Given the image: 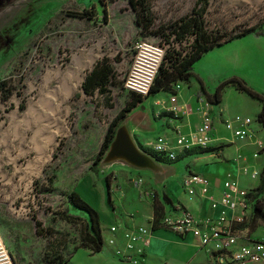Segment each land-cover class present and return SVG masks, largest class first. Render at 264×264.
Instances as JSON below:
<instances>
[{"label": "rangeland", "instance_id": "obj_1", "mask_svg": "<svg viewBox=\"0 0 264 264\" xmlns=\"http://www.w3.org/2000/svg\"><path fill=\"white\" fill-rule=\"evenodd\" d=\"M202 3L0 0V238L14 264H48L57 252L81 248L87 216L68 204L66 195L91 171L109 121L129 98L122 84L133 45L147 40L167 45L166 50L186 49L193 35L179 44L170 28ZM203 9L205 28L220 39L248 27L263 34L215 46L191 68V80L196 85L199 79L208 95L221 86L225 112L251 118L259 134L253 148L261 151L264 128L256 117L264 100L242 91L237 81L264 99V0H205ZM102 59L111 68L106 91L86 95L81 82ZM79 68L82 78L76 82ZM66 72L73 90L49 106L47 98ZM252 162L259 170L264 152ZM250 182L256 186L257 177ZM84 261L78 250L71 264Z\"/></svg>", "mask_w": 264, "mask_h": 264}, {"label": "crops", "instance_id": "obj_2", "mask_svg": "<svg viewBox=\"0 0 264 264\" xmlns=\"http://www.w3.org/2000/svg\"><path fill=\"white\" fill-rule=\"evenodd\" d=\"M249 35L255 38L263 36L255 33ZM193 76L194 73L185 83V89L181 87V83H178L177 90L173 89L172 93L176 95V103L179 106L176 114L168 110L170 92L162 90L143 97L132 106L116 128L104 158L96 165V173L90 171L75 183L73 191L98 214L103 241L109 235L108 227L112 224H120L122 227L150 225L153 218V201L159 207L158 217L164 213H178L180 209L188 210L196 217H214L217 210L209 207V201L218 197L221 182L227 173L237 178L240 186L246 189L255 187L253 182H250L251 178L239 172V163L232 159L236 153H241L246 159L240 163L250 168L255 167L252 161L260 156H251L256 150L253 148L255 142L229 139L230 133L223 128L222 120L236 114L225 112L221 99L218 102L209 101L212 150L185 151L179 153L174 160H168L162 155V158L155 160L144 151L152 150L151 145L157 135H165L171 139L177 131L186 134L199 122V115L194 111L188 115L180 113L186 105L194 108L198 97L208 99V89L198 78V84L195 85L191 80ZM253 128L254 138L258 141V131ZM105 159L107 161H104ZM190 172L202 174L207 178L209 191L206 195L201 196L197 192L188 195L183 190L181 180ZM135 177H141V188L152 191V198L139 194L132 184ZM259 197L264 201V185ZM252 201L251 205L254 207V200ZM240 228L242 230L239 232V242L246 243L258 239L264 233V227L257 224L252 229L249 223L247 227ZM119 232L120 230L117 235ZM78 250H81L85 264H133L116 257L112 248L106 244L94 253L85 248H78L65 264L72 263V257ZM261 262L264 264V260ZM135 264H210V258L192 235L177 233L156 222L151 229L148 244Z\"/></svg>", "mask_w": 264, "mask_h": 264}, {"label": "built area", "instance_id": "obj_3", "mask_svg": "<svg viewBox=\"0 0 264 264\" xmlns=\"http://www.w3.org/2000/svg\"><path fill=\"white\" fill-rule=\"evenodd\" d=\"M166 46L147 40H138L134 43L132 58L122 84L125 90L135 92L141 97L148 95ZM178 83L172 86V92L173 89L179 88ZM172 92L168 97V110L176 114L179 106L176 103V95ZM209 109L210 103L203 97L197 98L194 108L184 106L180 113L188 115L194 111L199 115V122L186 134L177 131L171 139L165 135H157L152 142L151 149L168 160H174L179 153L187 150L213 147ZM251 125V118L243 115H234L222 120V126L230 133L231 141L253 140L251 142H257L254 138L255 129ZM251 156L257 157L258 150H254ZM232 159L239 163L238 169L241 174H246L251 179L258 176V169L240 163L245 161V155L236 153ZM132 184L140 195L153 197L152 191L141 188V177L133 178ZM181 186L188 195L197 192L204 196L209 191L207 178L194 172L184 175ZM248 189L240 186L237 178L227 173L221 182L218 197L211 198L209 201V207L217 210L214 217H196L188 210L180 209L178 213L161 215L158 224L180 234L192 235L210 258V264L261 262L264 260V233L258 239L246 243L238 241L239 232L242 230L239 226L243 228L248 226L253 211L251 205L253 201L248 196ZM151 229V224L130 227L112 224L108 227L109 235L103 244L110 246L113 254L122 261L135 264L148 244ZM118 230L120 232L117 235ZM0 264H14L1 238Z\"/></svg>", "mask_w": 264, "mask_h": 264}, {"label": "trees", "instance_id": "obj_4", "mask_svg": "<svg viewBox=\"0 0 264 264\" xmlns=\"http://www.w3.org/2000/svg\"><path fill=\"white\" fill-rule=\"evenodd\" d=\"M130 2H132V0H130ZM202 4L203 5L201 7H199L198 9H192L191 12L187 13L177 22L172 24L170 32L173 33L175 41L177 43L180 44L181 41L185 39V37L189 34L193 35V39L186 49L178 50L175 47H169V49L167 48V50L165 49L163 58L159 64L148 95L156 93L160 90L165 92H172V86L175 83H187L189 81V77L192 74V64L205 52L234 38L250 33H255L253 27H248L221 39L218 36H214L212 32L207 31V29L205 28V22L202 16L205 0H203ZM110 73L111 68L106 59L97 61L93 65V67L85 74L84 79L81 82L80 87L83 93L86 95L104 93L106 91ZM237 84L242 91H245L250 96L258 98L262 101L264 100L260 94L245 86V83L242 80L238 79ZM220 89L221 86H218L213 92L212 96H207V100L218 102L221 98ZM125 91L129 93V98L126 100L123 107L109 121L96 155L94 156L92 164L89 167L92 172H96V165L101 161L104 153L107 151L108 146L114 137L115 130L118 127L119 123L123 120L126 112L143 98L135 92L127 90ZM256 118L257 121H259L262 126H264V102ZM210 150H212V147L203 149L193 148L187 150L186 152H209ZM144 151L155 160L162 158L153 150ZM263 152L264 147L261 148V151L258 150V155L263 154ZM257 179V185L253 188L248 189V196L250 197V199L254 200L253 211L249 219V227L251 229L258 222L264 223V201L259 197L264 185V163L259 168ZM66 201L72 207L84 212L87 216V221L85 220L84 222V234L78 247L85 248L90 253L99 251L103 245V239L101 236L99 219L96 210L93 209L74 191H70L66 195ZM152 207L153 218L151 226L153 228L156 222L158 223V219L160 217H158V215L160 211L155 201H153ZM70 218L75 219L76 217L72 215L70 216ZM240 227L241 226H239V228ZM73 253L74 251H71L66 255H62L60 252H57L50 258V260H48V264H65L71 258ZM44 256L46 257L47 254L45 253Z\"/></svg>", "mask_w": 264, "mask_h": 264}, {"label": "bare ground", "instance_id": "obj_5", "mask_svg": "<svg viewBox=\"0 0 264 264\" xmlns=\"http://www.w3.org/2000/svg\"><path fill=\"white\" fill-rule=\"evenodd\" d=\"M94 56V55H93ZM93 56H92V60L94 59L93 58ZM96 56V55H95ZM81 69L82 68H79L78 69V71H77V73H78V75L76 76V82H78V80L80 79V78H82L81 77ZM68 71V70H67ZM69 73V72H68ZM71 73V72H70ZM76 73V72H75ZM65 74V73H64ZM67 74V72H66V77H63V79H62V82H61V84L59 85V87H54V89H53V95H50V97L49 98H47L48 100H47V103H48V105L49 106H54V105H57V103H59V102H61V98H60V100H59V95H64V97L69 93V91H72L73 90V87H74V84L71 82V76L70 75H68ZM44 79H45V82H47L49 79H50V75H49V73L47 72L46 74H45V76H44ZM51 91V90H50ZM52 93V92H51ZM63 101V100H62ZM32 102V101H31ZM30 105L32 104V103H29ZM32 106H30V108H31ZM59 108V107H58ZM45 113V112H44ZM47 116V115H46ZM51 116V115H50ZM46 118V117H45ZM116 145V144H115ZM112 151V150H111ZM114 152V151H113ZM111 153V152H110Z\"/></svg>", "mask_w": 264, "mask_h": 264}, {"label": "water", "instance_id": "obj_6", "mask_svg": "<svg viewBox=\"0 0 264 264\" xmlns=\"http://www.w3.org/2000/svg\"><path fill=\"white\" fill-rule=\"evenodd\" d=\"M111 146V142H110V145H109V147ZM107 156H108V152H107ZM107 158V157H106ZM104 161H107L106 159L104 160Z\"/></svg>", "mask_w": 264, "mask_h": 264}]
</instances>
